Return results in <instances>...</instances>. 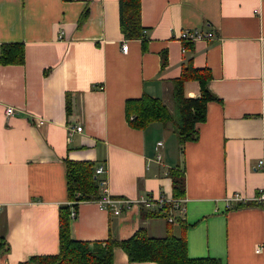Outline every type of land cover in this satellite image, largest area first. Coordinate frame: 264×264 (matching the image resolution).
I'll return each instance as SVG.
<instances>
[{
	"label": "crops",
	"instance_id": "obj_1",
	"mask_svg": "<svg viewBox=\"0 0 264 264\" xmlns=\"http://www.w3.org/2000/svg\"><path fill=\"white\" fill-rule=\"evenodd\" d=\"M140 22L146 33L129 39L119 0H0V48L24 47L22 63L0 64V264L58 253L67 159L104 166L96 177L111 197L174 198L170 170L185 176L174 222L138 204L115 215L80 201L73 238L122 240L142 226L150 237H184L190 258L264 264V207L253 199L264 187V0H141ZM193 30L202 36L184 49L181 33ZM189 58L208 70L215 98L197 137L181 143L174 81ZM143 94L172 119L130 126L125 101ZM183 94L198 97L199 82L186 80ZM112 254L113 264H159Z\"/></svg>",
	"mask_w": 264,
	"mask_h": 264
},
{
	"label": "trees",
	"instance_id": "obj_2",
	"mask_svg": "<svg viewBox=\"0 0 264 264\" xmlns=\"http://www.w3.org/2000/svg\"><path fill=\"white\" fill-rule=\"evenodd\" d=\"M141 0H119V25L126 38H139L142 34L140 22ZM184 49H190L192 41L182 39ZM145 41L142 47L145 49ZM24 61V47L20 43L1 44L0 64H19ZM165 65L163 61L162 66ZM210 75L206 69L193 67L189 58L181 67L180 76L174 81L175 97L179 103L180 121L176 134L181 143L197 137L196 124L205 119L206 102L214 99L206 81ZM186 80H197L200 85L198 97H185L183 84ZM125 116L130 126L143 129L147 125L165 123L172 119L166 104L158 98L143 94L139 98L125 101ZM172 195L180 198L185 192V176L178 169H171ZM67 199L76 208L80 201L96 200L100 197L99 180L94 165L87 160H66ZM243 204V203H242ZM239 204V205H242ZM70 205L59 208V251L55 255L32 256L18 264H113V248L120 247L129 261H153L159 264H220L215 258H190L186 240L182 236L168 235L150 237L144 227H139L129 238L116 239L111 233L102 242L92 245L88 241L72 237ZM111 213L112 211L109 210ZM113 214V213H112ZM156 213H148L155 215ZM6 245L0 237V247Z\"/></svg>",
	"mask_w": 264,
	"mask_h": 264
},
{
	"label": "built area",
	"instance_id": "obj_3",
	"mask_svg": "<svg viewBox=\"0 0 264 264\" xmlns=\"http://www.w3.org/2000/svg\"><path fill=\"white\" fill-rule=\"evenodd\" d=\"M146 33V29H142V34ZM212 33L211 32H207L206 36H211ZM202 34L200 33V31L198 30H193V31H183L181 33L180 38L181 39H185V40H189V41H194L195 39L201 37ZM127 43H123L122 44V50L126 51L127 50ZM6 114H12L14 112V108L11 106H8L5 110ZM81 126H75L72 128V131H80L81 130ZM105 172V167L104 166H99L98 168H96L95 173L99 174V173H103ZM100 184V197L98 199H96L95 201L97 203H99L100 205L108 208V210H111L113 214L117 215V214H121L123 212H125L128 208H130L132 205L134 204H138L144 208H146L147 210H154L155 212L157 211H165L167 214V221L168 222H174L176 219L173 215L174 211H180V212H184L185 211V207L182 204V199L181 198H170V199H166L163 198L162 196L159 197H153L151 195H146V196H142L139 197L136 200L130 199V198H126L123 196H119V197H111L107 194L106 191V179H101L99 181ZM230 200L233 201H244V198L241 197L239 194H234L233 196H231L230 198H228ZM253 199L258 203L261 204L264 207V187L260 190V192L258 193V195H256L255 197H253ZM76 215L75 210H71L70 212V216L72 218H74ZM262 247H258L256 248V250H260Z\"/></svg>",
	"mask_w": 264,
	"mask_h": 264
},
{
	"label": "rangeland",
	"instance_id": "obj_4",
	"mask_svg": "<svg viewBox=\"0 0 264 264\" xmlns=\"http://www.w3.org/2000/svg\"><path fill=\"white\" fill-rule=\"evenodd\" d=\"M179 110H177V112L176 111H174V110H172V115H173V119L172 120H174L175 122H177V123H179Z\"/></svg>",
	"mask_w": 264,
	"mask_h": 264
}]
</instances>
